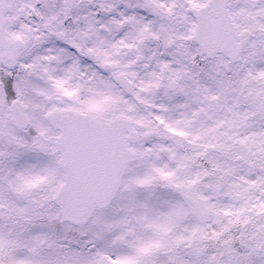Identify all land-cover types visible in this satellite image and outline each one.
<instances>
[{
	"label": "snow or ice",
	"instance_id": "1",
	"mask_svg": "<svg viewBox=\"0 0 264 264\" xmlns=\"http://www.w3.org/2000/svg\"><path fill=\"white\" fill-rule=\"evenodd\" d=\"M0 264H264V0H0Z\"/></svg>",
	"mask_w": 264,
	"mask_h": 264
}]
</instances>
